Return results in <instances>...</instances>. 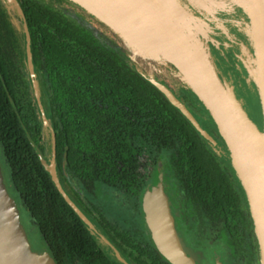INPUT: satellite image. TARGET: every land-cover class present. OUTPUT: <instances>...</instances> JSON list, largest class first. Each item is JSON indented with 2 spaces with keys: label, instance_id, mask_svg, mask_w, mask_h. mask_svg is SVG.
Returning <instances> with one entry per match:
<instances>
[{
  "label": "trees",
  "instance_id": "obj_1",
  "mask_svg": "<svg viewBox=\"0 0 264 264\" xmlns=\"http://www.w3.org/2000/svg\"><path fill=\"white\" fill-rule=\"evenodd\" d=\"M18 1L29 26L42 103L55 131L59 176L65 164L86 187L96 181L120 182L129 192L141 195L157 175L159 156L169 151L168 164L194 203L208 212L212 222L223 223L242 240L247 237L260 258L252 215L229 162H223L187 118L139 72L128 52L95 31L90 21L95 19L80 7L78 18L69 15L62 7L74 4L69 0ZM170 88L194 114L197 109L209 116L186 86ZM0 144L10 181L58 264H62L65 247L99 262L96 238L41 163L40 156L46 157L51 143L28 78L22 33L12 25L2 0ZM141 164L144 182L138 169ZM64 186L89 215L92 210L68 179ZM93 208L96 221L112 230L114 243L139 250L119 224ZM140 259L136 258L140 264H171L163 257Z\"/></svg>",
  "mask_w": 264,
  "mask_h": 264
},
{
  "label": "water",
  "instance_id": "obj_2",
  "mask_svg": "<svg viewBox=\"0 0 264 264\" xmlns=\"http://www.w3.org/2000/svg\"><path fill=\"white\" fill-rule=\"evenodd\" d=\"M69 1L117 34L127 45L130 58L139 72L165 95L218 154L223 157L227 155L230 159L228 162L250 207L259 243L260 262L264 264V0H223V8L212 0H192L194 6L203 11L208 12L209 7L217 8L213 10L215 12H209L210 21L187 10L181 0H176L178 7H170L160 0ZM2 2L7 8L12 24L22 33L28 78L43 130L51 138V155L48 158L41 155V163L61 195L91 232L108 245L123 264H130L98 231L61 184L56 165L55 131L41 99L28 22L18 0ZM238 4H241L250 19L242 26L243 32L238 33L241 39L253 48V64L246 67L257 85L261 105L260 119L259 116L252 118L248 114L232 85L222 77V71L215 59L217 55L213 50V45L221 46V36L236 39L235 36L231 37L235 25L227 26L220 14L235 10V5ZM248 46L242 44V47ZM232 47L236 48L235 45ZM142 56L149 62L164 64L195 94L212 117L216 131L227 144V154L184 99L145 68L139 60ZM143 209L153 241L161 254L171 264H196L183 248L161 182L146 189L143 195ZM0 264H56L48 251L38 252L32 248L21 221L17 202L8 189L1 163Z\"/></svg>",
  "mask_w": 264,
  "mask_h": 264
},
{
  "label": "flooded vegetation",
  "instance_id": "obj_3",
  "mask_svg": "<svg viewBox=\"0 0 264 264\" xmlns=\"http://www.w3.org/2000/svg\"><path fill=\"white\" fill-rule=\"evenodd\" d=\"M64 4L71 5V6L75 7L76 10L79 8L78 6H76L74 4H69V3H63L62 7L64 6ZM79 9H81V8H79ZM79 9H78V11H80ZM187 9L189 11L199 15L201 18L210 21L211 15L206 10L203 11L194 5H189L187 7ZM223 13H225V12H223ZM9 17H10V15H9ZM10 20H11V17H10ZM11 23H12V20H11ZM16 30H17V28H16ZM213 50L218 55V57L221 61V66H222V64H225V66L229 67V70L235 72L240 77L241 72H240V70L238 71V69H235V66H234L235 61H234L233 57L226 56L224 53L225 51H216L215 45H213ZM229 70H227V72ZM195 114H196L198 120L209 130V132L219 142H221L220 136L213 131L214 128L209 126L208 121L207 122L204 121L203 118L207 114L205 115V114H203V112L201 113L197 109H196ZM47 138L51 139L50 135L47 136ZM50 143H51V140H50ZM0 149H1V152L3 153V149H2L1 144H0ZM3 155H4V153H3ZM50 155H51V148H50V150H47L46 158H48ZM221 158L223 159V162L228 163V161L223 156H221ZM0 163H1V161H0ZM1 166H2V169H4L2 164H1ZM138 169L142 173L141 178L144 182V176H145L144 175V173H145L144 165H142V164L139 165ZM172 173L174 176L173 182L175 184L173 192L175 193L174 195H177L176 197L180 199V206H179L181 208L180 217L181 218L182 217L183 218L191 217L195 220V226L196 227L193 230H191L189 227H183L182 224H184L185 221H183V223H180L178 221L179 220L178 219L179 214H177L176 210L173 208L172 203L169 204L170 205L169 206L170 211L173 215V218H174V221L176 224L177 233L181 239V242L183 244V248H184L185 252L187 253V255L190 256L191 258H193L196 264H216L218 261L222 262V264H225L224 263L225 262V259H224L225 254L215 253V252L209 253V250L207 252H205V247H204V250L203 249L201 250L198 247H196V246H198L197 243H199V241H203L205 243V245L207 243L208 246H211V245L215 246L217 244H219V245L222 244V246L224 245L223 248L225 247V250H226V246H227L228 252H229L230 257L232 259V262H234L235 264H261L260 258L257 257V253H256L257 251H256L255 245L252 242L250 243V241L248 240L247 237L242 240L243 236H239V235L234 236L233 234H231L229 229H227L223 223L219 224L216 222H212L210 220L209 216L207 215L208 212L203 210L202 208L200 209L199 206L196 205V203H194V198L191 195H189L188 192H186L180 186V183L177 179V176L174 174L173 170H172ZM58 176H59V174H58ZM5 179H6V183H7V186H8L10 193L12 194V196L14 197V199L17 202V205H18L19 210H20L21 221H22L27 233L29 234V241L32 244L31 235L27 229V226L24 223V219L22 216V210H21V208L19 206V202L17 200L16 193H18V192L14 189V187L10 181V173L7 175V177H5ZM59 179H60L61 184L63 185L64 189L69 194V196L76 202V204L87 215L86 209H84L85 207L84 206L82 207L77 202V200L74 199V197L69 193V191H68L69 188L64 186L67 179H68V181H70L71 185L74 186L75 189L81 195V197L84 198L83 201L85 202L86 206L92 210V212L88 213L89 215H87V216L95 224L98 231L100 233H102L119 250L121 255L130 264H140L139 262L136 261V258H138V260H140V261H141L140 258H144V257H147L149 260H151V258H153V257L154 258H157V257L158 258H162V257L165 258L161 254L159 249L157 248L156 244L154 243L152 235H151V231L149 228L148 229L142 228V229H137V230L132 231V230L124 227L120 222L111 219L108 216L107 211H105L104 208H102L95 201L97 197L99 198V193L102 195V197H101L102 199L107 200V198L109 197V194L107 193V191L105 189H108L110 192L111 191L115 192V195L117 197H119L120 199L122 198L121 203H120L121 205L128 203V201H132L133 203H139V202L142 203V204L139 203L140 207L138 204L137 210L141 209V215L145 219V213H144V209H143V195H144L146 189L151 185H149L147 188L144 187L143 191L141 192V195L135 194L133 192H129L122 184H120V182L113 184L111 182L96 181L95 184L90 185L91 187L89 185H87V187H86V184L83 183L80 180V178H78L77 176H75V177L71 176V174L68 172L67 166L65 164H62V173L59 176ZM240 189L243 193L241 196L243 203L246 205L247 209L249 210L250 216H251L250 207L248 205L247 198H246L244 191L242 190L241 186H240L239 190ZM93 207H95L99 212H101L107 220L119 224L121 229L126 231L127 235L136 242L133 246H137L139 248V250L135 251V249L132 246H131L132 247L131 248L130 245H127L125 243H122L120 245H117L116 243H114L115 241L110 237L111 235L109 234V232H112V230H110L109 228L103 229L102 225H100L99 222L96 221L97 213ZM194 220H193V222H194ZM89 231L96 238V240L98 242V247H99L98 260H99V262L97 260L95 261V260H90L86 257H82L79 254H72L64 246L65 248H63L64 249V255H63L62 264H114L115 261L123 264L115 256L113 250L108 245H106L102 240H100L98 237H96L91 232L90 229H89ZM225 238H226L227 242H225ZM226 243H227V245H226ZM130 249H132V252H130ZM140 249H142V251ZM257 249H258V245H257ZM46 251H48V250H46ZM146 251H147V253H146ZM50 255L52 256L51 253H50ZM53 259H54V257H53ZM55 262H56V264H58V262L56 260H55Z\"/></svg>",
  "mask_w": 264,
  "mask_h": 264
},
{
  "label": "rangeland",
  "instance_id": "obj_4",
  "mask_svg": "<svg viewBox=\"0 0 264 264\" xmlns=\"http://www.w3.org/2000/svg\"><path fill=\"white\" fill-rule=\"evenodd\" d=\"M214 3L218 4L220 6V8H223V6L221 5L223 3V0H212ZM182 4L184 5V7L187 9V7L189 5H194V2L192 0H181ZM232 4L233 1H232ZM236 8L235 10H229L225 11V13L221 12V16L220 18L224 19V21L227 23V26H233L232 24L235 25V31H232L233 36L231 37H236V39H229L227 38L228 36H221V38L219 39V41L222 43L221 46H216V51H225V55L228 57H233L234 61H235V69H238V71L240 70L241 75L240 77L233 71L229 70L228 66H225V64H222L221 66V61L217 56H215L216 59V63L217 66L220 67V71H222V77L225 78L233 87V90L235 91V93H237L238 97L240 98L244 108L246 109V111L248 112V114L253 118V117H257L259 116L260 119V110H261V105H260V97H259V93L257 90V85L255 84L254 80L252 79V76L249 74L248 69H247V65L249 64H253V48L251 46H248V44L246 43V41H243L241 39L240 33H238V31L243 32V28L242 26H245L246 23L249 22V16L247 15V13L244 11V9L241 7V4L239 5H235ZM229 8H231L229 6ZM63 9L72 16H75V18H78V16L76 15V12H79L78 9L76 10L75 7L68 5V4H64ZM217 8H208V12H215L213 10H216ZM188 10V9H187ZM191 12V11H190ZM193 13V12H192ZM195 14V13H194ZM197 15V14H195ZM199 16V15H197ZM200 17V16H199ZM91 24L93 25L95 31H98L102 37L106 38L107 41L109 42H115L116 45L122 49H124L126 52H128V54L130 55V52L127 49V45L120 39V37L115 34L112 30H108L106 29L103 25L99 24L97 21L95 20H90ZM239 22V23H236ZM235 33V34H234ZM229 39V40H227ZM224 42V44H223ZM227 43V44H226ZM229 44H233L235 45V49H233V45H228ZM243 45L248 46L247 48L242 47ZM241 45V46H240ZM229 46V47H228ZM240 55V57H239ZM238 56V57H237ZM151 68H152V73L155 74V76L159 79H161L162 81H164L167 85L169 84L172 87H184L185 85L178 79V77L169 69L167 68L164 64L155 62V61H151ZM227 70H229L227 72ZM233 72V73H232ZM203 114H205V111L203 110ZM206 115V114H205ZM204 121H208L209 126L216 129L215 128V123L212 119V117L209 115H206L204 118ZM221 138V137H220ZM220 144L222 145V150L224 151L225 154H227V144L225 143V141L221 138V142ZM169 151H165L164 153H162L159 156V159L157 160L158 164H157V175L154 179L151 180V184L149 185H155L158 184L159 182L162 183V187H163V191L165 193V195L167 196L168 199V203L171 204L173 208L176 210L178 215V221L180 223H183V221H185L183 225V227H189L191 230H193L196 226H195V220L191 217L189 218H181L180 214H181V208L180 206V199L177 198V195H174L175 193L174 191V187L175 184L173 182L174 180V176L172 173V170L168 164V157H169ZM224 158L227 161H230L229 158H227V155L224 156ZM0 161L1 164L3 165L4 169V175L5 177H7V175L10 173V168L6 163L5 160V156L3 155V153L1 152L0 149ZM151 167V166H150ZM107 191V193L109 194V197L107 198V200L102 199V195L99 193V198H96V203H98L102 208H104L105 211H107L108 216L113 219L116 220L118 222H120L124 227L134 231L137 229H142V228H146L148 229V225L146 223V220L143 218V216L141 215V209L137 210V206L140 203H133L132 201H128V203H125L124 205H121V200L119 197H117L115 195V192L113 191H109L108 189H105ZM104 190V191H105ZM118 193V192H117ZM17 196V200L19 202V206L22 210V216L24 219V223L27 226V229L31 235V239H32V248H34L36 251L38 252H42V251H46V247H44V242L43 239L39 233L38 227L35 224L34 220L32 219V217L30 216L29 212L27 211L26 207L24 206L20 196L18 193H16ZM91 196V195H90ZM124 200V199H123ZM142 204V203H140ZM139 204V207H140ZM170 206V205H169ZM194 220V222H193ZM186 224V225H185ZM136 233V232H135ZM192 233V232H191ZM28 234V233H27ZM28 238H29V234H28ZM225 242H227L226 238H225ZM213 244V243H212ZM199 249H203L205 247V252H207L209 250V253L211 252H215V253H223L225 254L224 259H225V264H235L234 262H232V259L230 257V254L228 252V248L226 246V250L225 247L223 248L222 244H217L215 246H208L207 243L205 245V243L203 241H199V243H197ZM227 245V243H226ZM207 246V247H206ZM204 253V252H203ZM216 264H222V262L218 261Z\"/></svg>",
  "mask_w": 264,
  "mask_h": 264
},
{
  "label": "bare ground",
  "instance_id": "obj_5",
  "mask_svg": "<svg viewBox=\"0 0 264 264\" xmlns=\"http://www.w3.org/2000/svg\"><path fill=\"white\" fill-rule=\"evenodd\" d=\"M135 1H139V0H135ZM160 1L164 2L166 5H168L170 7L171 6L178 7V2L176 0H160ZM206 6H207V4H206ZM139 60L145 66V68H147L149 71H152L151 64H150L149 60H146V57L142 56L139 58Z\"/></svg>",
  "mask_w": 264,
  "mask_h": 264
}]
</instances>
